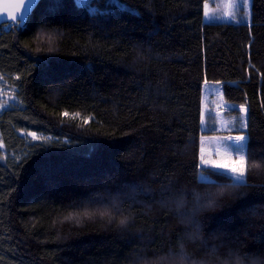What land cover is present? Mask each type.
I'll return each mask as SVG.
<instances>
[{"label":"trees","instance_id":"obj_1","mask_svg":"<svg viewBox=\"0 0 264 264\" xmlns=\"http://www.w3.org/2000/svg\"><path fill=\"white\" fill-rule=\"evenodd\" d=\"M222 2L37 0L23 26L0 25V75L20 102L0 114L10 153L0 147V264H125L137 240L102 214L105 194L129 185L153 188L124 198L130 231L150 233L154 249L176 229L144 203L173 181L250 187L249 162L264 165V0H252L250 20L225 19ZM207 82L245 106L243 180L201 169L202 138L216 132ZM22 132L55 139L30 144ZM258 204L264 191L211 216L209 231L238 232L241 211Z\"/></svg>","mask_w":264,"mask_h":264},{"label":"clouds","instance_id":"obj_2","mask_svg":"<svg viewBox=\"0 0 264 264\" xmlns=\"http://www.w3.org/2000/svg\"><path fill=\"white\" fill-rule=\"evenodd\" d=\"M247 176L252 177L250 187L238 189L217 182L201 183L198 177L189 181H173L159 192L153 203H144V214L166 212L175 225V233L167 245L154 249L150 233L130 231L135 217L125 203L124 192L134 197L151 194V185H129L124 192H107L108 211L102 216L115 224L120 235L137 240L125 264H264V205L243 209L241 229L236 233L225 229L209 231L211 216L246 199L253 191H264V165L250 161ZM255 245V247H253Z\"/></svg>","mask_w":264,"mask_h":264},{"label":"rangeland","instance_id":"obj_3","mask_svg":"<svg viewBox=\"0 0 264 264\" xmlns=\"http://www.w3.org/2000/svg\"><path fill=\"white\" fill-rule=\"evenodd\" d=\"M82 2L86 0H80ZM230 2L228 0L227 4ZM239 3V0H237ZM225 3V0L219 5V9L221 8V5ZM11 5H9L8 0H0V16L5 17V19H8L9 17V11H10ZM251 9H252V0H249V8L248 9H242L237 12V14L240 12V14L243 15L244 11H247L249 13L248 16H244L247 20H250L251 18ZM229 11H235L231 10L227 7V12ZM206 13L208 14L206 17L207 19L211 14L214 13V10H212L211 6L208 5L206 7ZM225 19L231 20L227 17L225 14ZM10 26L6 27L7 30ZM204 109H208L210 106L214 109L215 112V121L214 125L211 127L216 130L215 133L212 134H205L202 138V147L203 153L201 152V155H203L205 158H213L218 159L216 156V150L219 148L221 151H223V145L229 144L231 146V151L235 153L237 148L242 149V154L246 156L247 154V141L245 133L243 132L246 129V110L241 112L240 106L236 104H228L224 102L221 92V85L217 82H207L204 86ZM20 105L19 99L17 97V90L13 83L5 79L3 76L0 75V114L9 108H14ZM231 106V111L229 110ZM239 110L235 111V110ZM206 116V114H205ZM239 118V121H238ZM210 127V126H209ZM29 133H35V132H22L20 133L22 137L25 138L27 143H43L47 144L51 141H54L55 138L50 136H45L40 133H35L36 139H33L32 135ZM238 135H243L245 139L239 144H234L232 141H229L228 137H235ZM0 147L6 154V156H10V153L7 150L6 145L4 144L0 132ZM201 169L208 168L210 166H204L200 163ZM221 171H224L228 173L225 169H218ZM230 174V173H228ZM232 175V174H230ZM233 176V175H232ZM245 176V174H244ZM245 179V178H244ZM238 180H243V178H240Z\"/></svg>","mask_w":264,"mask_h":264},{"label":"snow or ice","instance_id":"obj_4","mask_svg":"<svg viewBox=\"0 0 264 264\" xmlns=\"http://www.w3.org/2000/svg\"><path fill=\"white\" fill-rule=\"evenodd\" d=\"M34 2V0H19V4L16 5V13L10 15V19L13 23L22 24L24 21V17L27 14L29 8L25 7L27 4L29 7ZM242 9H248L249 8V0H239V3L237 0H230V2L226 5L231 10L235 11H229L226 13L227 17L235 20L237 12ZM207 16L208 14L205 13ZM243 15L246 17L249 15L247 11L243 12ZM231 111V106L229 108ZM240 111H245V106H240ZM239 121V118H238ZM32 135L33 139H36L35 133H29ZM229 141H232V143L239 145L245 137L243 135H238L235 137H228ZM231 146L229 144L223 145V151H221L219 148L216 150V156L218 159L213 158H205L203 155H201L200 163L204 166H210L212 169H225L228 173L232 174L234 178L240 179L244 177V174L247 170V158L245 155L242 154V149L237 148L235 153H233L231 150ZM203 149H201V152L203 153ZM200 176H205L206 173L204 171L199 172Z\"/></svg>","mask_w":264,"mask_h":264},{"label":"flooded vegetation","instance_id":"obj_5","mask_svg":"<svg viewBox=\"0 0 264 264\" xmlns=\"http://www.w3.org/2000/svg\"><path fill=\"white\" fill-rule=\"evenodd\" d=\"M35 2H37V0H34V2L30 5V7L27 4L25 5V7L29 8V10H28L27 14L24 17L23 23L22 24H17V23H13L12 22V20L10 19V15H12V14H17L18 15V13H16V7L15 6L19 4V0H8L9 5H11L10 11H9V17H8V19H5V17L0 16V23L3 24L4 21H7V22H10V25L23 26L27 15L31 11L32 5L35 4Z\"/></svg>","mask_w":264,"mask_h":264},{"label":"crops","instance_id":"obj_6","mask_svg":"<svg viewBox=\"0 0 264 264\" xmlns=\"http://www.w3.org/2000/svg\"><path fill=\"white\" fill-rule=\"evenodd\" d=\"M246 110V109H245ZM246 141H247V138H246ZM246 149H247V145H246ZM245 178V176L243 177V179Z\"/></svg>","mask_w":264,"mask_h":264},{"label":"water","instance_id":"obj_7","mask_svg":"<svg viewBox=\"0 0 264 264\" xmlns=\"http://www.w3.org/2000/svg\"><path fill=\"white\" fill-rule=\"evenodd\" d=\"M0 25H1V23H0Z\"/></svg>","mask_w":264,"mask_h":264}]
</instances>
